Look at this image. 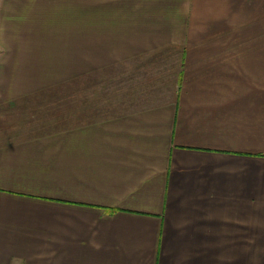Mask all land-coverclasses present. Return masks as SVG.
I'll use <instances>...</instances> for the list:
<instances>
[{
	"label": "crops",
	"instance_id": "crops-1",
	"mask_svg": "<svg viewBox=\"0 0 264 264\" xmlns=\"http://www.w3.org/2000/svg\"><path fill=\"white\" fill-rule=\"evenodd\" d=\"M199 3L83 0L82 86L0 89V264H264V0Z\"/></svg>",
	"mask_w": 264,
	"mask_h": 264
},
{
	"label": "rangeland",
	"instance_id": "rangeland-1",
	"mask_svg": "<svg viewBox=\"0 0 264 264\" xmlns=\"http://www.w3.org/2000/svg\"><path fill=\"white\" fill-rule=\"evenodd\" d=\"M207 1L197 3L208 6ZM82 3L83 0H0L3 92H13L15 88L66 90L78 81L82 86L77 74L79 58L71 46L82 39ZM65 90L59 91L64 93L61 95L42 97L65 101Z\"/></svg>",
	"mask_w": 264,
	"mask_h": 264
}]
</instances>
